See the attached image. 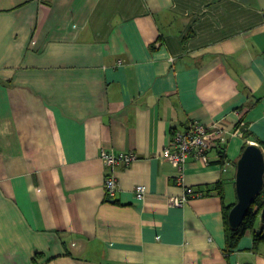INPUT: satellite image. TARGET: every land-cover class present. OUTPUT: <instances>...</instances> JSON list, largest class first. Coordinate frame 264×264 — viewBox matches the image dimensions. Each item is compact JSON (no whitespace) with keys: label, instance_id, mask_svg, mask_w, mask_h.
<instances>
[{"label":"crops","instance_id":"1","mask_svg":"<svg viewBox=\"0 0 264 264\" xmlns=\"http://www.w3.org/2000/svg\"><path fill=\"white\" fill-rule=\"evenodd\" d=\"M190 121L224 133L181 185L160 154ZM250 142L264 0H0V264H264V228L228 249L223 222ZM101 149L137 155L111 200Z\"/></svg>","mask_w":264,"mask_h":264},{"label":"built area","instance_id":"2","mask_svg":"<svg viewBox=\"0 0 264 264\" xmlns=\"http://www.w3.org/2000/svg\"><path fill=\"white\" fill-rule=\"evenodd\" d=\"M224 133L223 128L218 123L205 125L199 121H190L183 130L171 131L169 145L161 152L160 157L168 160L178 171L177 181L184 184L183 173L185 164L189 157L200 159L204 164L209 163L208 152L218 146L220 138ZM99 157L105 167L103 189L106 198L111 200L118 191V182L115 177V170L120 165H129L137 159L133 152H114L108 149H101ZM235 170V163L226 161L223 166L224 171ZM144 185H137L134 194L137 199L145 196ZM197 195L191 187H186L184 195L181 197H170L168 204L180 206L190 197Z\"/></svg>","mask_w":264,"mask_h":264},{"label":"water","instance_id":"3","mask_svg":"<svg viewBox=\"0 0 264 264\" xmlns=\"http://www.w3.org/2000/svg\"><path fill=\"white\" fill-rule=\"evenodd\" d=\"M264 187V149L257 143H247L235 161L234 188L236 201L228 213V224L232 229L239 227L253 199ZM264 209L262 211V219ZM261 229L264 223H261Z\"/></svg>","mask_w":264,"mask_h":264},{"label":"trees","instance_id":"4","mask_svg":"<svg viewBox=\"0 0 264 264\" xmlns=\"http://www.w3.org/2000/svg\"><path fill=\"white\" fill-rule=\"evenodd\" d=\"M246 144L244 145V147ZM243 147V149H244ZM242 149V150H243ZM235 163V162H234ZM109 200V199H107ZM234 205V203L225 205L223 203V222H224V228H225V237H226V242H227V248L232 249L237 246L239 240L241 237L247 232V231H252L253 236H254V241L256 242L261 238L262 230H255V225L256 222L258 221L259 218H261V221L264 223V216L262 219V211L264 209V187L262 191L260 192L259 195H257L254 199L253 202L244 217L243 221L239 225L238 228L232 229L229 224H228V213L231 209V207Z\"/></svg>","mask_w":264,"mask_h":264},{"label":"rangeland","instance_id":"5","mask_svg":"<svg viewBox=\"0 0 264 264\" xmlns=\"http://www.w3.org/2000/svg\"><path fill=\"white\" fill-rule=\"evenodd\" d=\"M236 193H235V188H232L230 193H227V197L230 199L232 198V200L235 199Z\"/></svg>","mask_w":264,"mask_h":264}]
</instances>
